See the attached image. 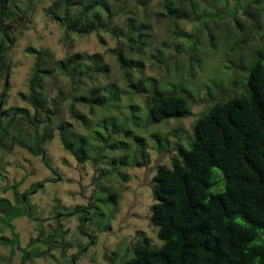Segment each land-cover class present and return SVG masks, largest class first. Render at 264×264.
<instances>
[{
  "label": "rangeland",
  "instance_id": "obj_1",
  "mask_svg": "<svg viewBox=\"0 0 264 264\" xmlns=\"http://www.w3.org/2000/svg\"><path fill=\"white\" fill-rule=\"evenodd\" d=\"M53 1L0 2V50L6 49L5 68L0 69V142L7 146L15 136L29 143L26 137H31L34 129L43 133L45 125L53 131V138L43 145L53 171L44 166L41 157L26 149L13 145L7 151L0 147V198L11 202L15 197L24 198L23 205L32 209H28L32 212L30 218L11 221L20 246L11 256L10 248L0 245V264H20L26 247L30 253L26 264H124L133 257V247L141 236L148 237L153 246L161 245L150 219V208L155 203L152 179L157 167H171L176 147L187 145L195 121L207 109L242 91L253 52L264 50V30L257 32L255 39L240 43L242 50L238 52L231 48L250 31L236 30L232 19L224 17L225 7L233 8L234 0L200 1L199 16L187 21L159 16L164 5H176V0H104L114 15L110 22L106 20L107 11L98 7L87 13V19L81 17V21L85 25L90 22V15L97 12L108 28L83 34L52 18L49 8ZM69 1L71 13L79 16L91 0ZM218 10H222V17L216 22L211 17L202 19ZM60 12L57 11L58 15ZM257 13L264 22L263 11ZM237 19L243 26L251 24L240 12ZM211 29L216 37L214 48L207 38ZM137 32L142 38H137ZM182 33L191 36L184 38ZM126 37L134 39L131 45ZM177 43L182 46L180 50ZM27 48L47 50L55 61L76 53L102 56L108 72L94 74L91 80L82 78L84 82L76 93L114 85L115 101L93 108L75 104L84 121L72 117L68 100L61 104L56 116L42 117L31 102L20 96L29 92L28 80L35 64V55L26 53ZM119 48L142 61L143 67L134 77L141 79L148 89L154 83L167 93L183 95L181 89L185 90L190 96V115L157 124L150 122L145 106L147 95L135 94L126 87L116 59ZM240 59L242 70L227 68L228 61L237 63ZM89 66L91 62L85 60L80 71ZM59 90L71 93V84L60 70L54 69L44 80L43 95L49 100ZM15 108L26 110L29 120L15 116L9 123ZM8 123L4 136L1 129ZM64 123L70 125L68 133L84 138L88 152L84 163H78L64 149L59 138V126ZM126 130L131 132L130 136L124 135ZM135 137L143 141V156L138 153ZM119 141L123 146L111 149ZM33 186L37 188L31 192ZM6 187L9 189L5 190ZM57 227L64 239L44 254L45 247L37 241L39 230L43 229L45 239ZM0 236L10 237L1 225Z\"/></svg>",
  "mask_w": 264,
  "mask_h": 264
},
{
  "label": "trees",
  "instance_id": "obj_2",
  "mask_svg": "<svg viewBox=\"0 0 264 264\" xmlns=\"http://www.w3.org/2000/svg\"><path fill=\"white\" fill-rule=\"evenodd\" d=\"M176 1V5H164L159 16L171 21H187L199 16V3L205 2ZM69 3V0H54L49 8L50 15L65 28L72 26L83 34L108 28L97 12L90 15V22L82 24L81 17L87 19V13L96 7L107 11V23L114 16L104 0H91L83 6L79 16L71 13ZM225 8L223 15L232 19L236 30L250 31L231 48L239 52L242 50L240 43H244L245 39H255L256 33L264 30V22L260 21L257 13H264V0H234L233 8ZM58 10L61 11L60 15ZM220 12L222 10L204 15L202 19L211 17L216 22L222 17ZM238 12L251 24L243 26L237 19ZM182 36L190 38L191 35L182 33ZM137 38H142L141 33L137 32ZM207 38L209 46L214 48L216 37L212 29L208 31ZM138 39L137 42H142ZM133 40L126 37L129 45ZM176 47L180 50L182 46L177 43ZM5 50H0V69L3 71ZM26 53L35 55V64L28 80L29 92L27 95L20 93V96L31 102L42 117L44 114L56 116L61 104L68 100L72 117L84 121V115L75 110V104L93 108L115 101L117 90L114 85L97 87L84 94L76 93L84 78L91 80L94 74L108 72L107 66L102 64V56L76 53L55 61L47 50L27 48ZM127 55L119 48L117 62L126 87L135 94L147 95L145 106L150 122L157 124L190 115V96L185 90L181 89L183 95L167 93L154 83L148 89L141 79L134 77L142 69V61ZM253 55L247 65L242 91L207 109L195 121L193 135L187 145L176 147L177 154L172 159L171 167H157L152 179L155 203L150 208V219L157 229L156 237L161 245L153 246L148 237L141 236L133 247V257L124 264H264V50L258 49ZM85 60H89L92 66L80 71V65ZM228 62V69L242 70L241 59L237 63ZM54 69L60 70L70 80L72 91L64 93L59 90L55 98L48 100L43 95L44 80ZM15 116L29 120L27 111L22 108L12 110L9 123ZM9 123L1 129L4 136L8 133ZM69 127L68 123L59 126L60 141L78 163H84L88 159L86 142L83 137L68 133ZM124 135L130 136L131 132L126 130ZM52 138V129L45 125L43 133L34 129L32 136L26 137L29 143L13 136L7 139V146L0 142V147L7 151H11L13 145L26 149L31 155L41 157L44 166L53 171L43 147ZM135 140L139 144L138 153L143 156V141L139 137H135ZM120 146H123L122 141L113 143L111 149ZM36 188L33 186L31 192ZM112 199L114 202V195ZM28 209L32 211L31 207L23 205V198L15 197L13 202L0 198V225L10 233L9 238L0 236V245L8 246L11 256L20 246L19 235L11 221L21 217L30 218L32 212ZM39 231L37 241L45 247L44 254H49L55 247L54 243L64 239L60 227L55 228L45 239H42L43 229ZM28 248L22 251L20 264H26L29 259ZM83 252L84 249L80 251L81 254Z\"/></svg>",
  "mask_w": 264,
  "mask_h": 264
},
{
  "label": "water",
  "instance_id": "obj_3",
  "mask_svg": "<svg viewBox=\"0 0 264 264\" xmlns=\"http://www.w3.org/2000/svg\"><path fill=\"white\" fill-rule=\"evenodd\" d=\"M7 78V77H6ZM8 86V84H7V81L5 82V87H7ZM1 107H2V102H0V109H1ZM0 116H2V113L0 112ZM23 200H25L24 198H23Z\"/></svg>",
  "mask_w": 264,
  "mask_h": 264
}]
</instances>
